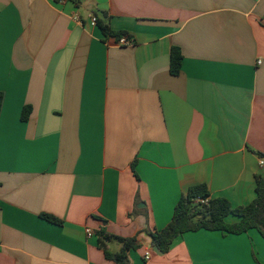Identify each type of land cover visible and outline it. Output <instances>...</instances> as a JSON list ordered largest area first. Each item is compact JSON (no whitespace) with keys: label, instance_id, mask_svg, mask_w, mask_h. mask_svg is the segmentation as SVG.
Segmentation results:
<instances>
[{"label":"crops","instance_id":"obj_1","mask_svg":"<svg viewBox=\"0 0 264 264\" xmlns=\"http://www.w3.org/2000/svg\"><path fill=\"white\" fill-rule=\"evenodd\" d=\"M0 95V264H115L100 231L135 238L130 264H264L253 229L182 233L160 255L148 235L189 187L255 197L264 0H0Z\"/></svg>","mask_w":264,"mask_h":264},{"label":"trees","instance_id":"obj_2","mask_svg":"<svg viewBox=\"0 0 264 264\" xmlns=\"http://www.w3.org/2000/svg\"><path fill=\"white\" fill-rule=\"evenodd\" d=\"M77 3V0H72ZM106 15L101 14L96 19L95 26L101 31L103 37H113L118 39L122 33L112 32L107 24ZM182 56L176 47H172L169 53V73L177 75L180 69ZM1 106V95H0ZM30 108L24 107L21 119L25 121ZM258 157L264 159V153H257ZM255 197L246 206L231 207L224 198H209V193L205 184L189 187L182 194L174 206L170 221L160 230L148 232L152 246L157 247L161 253H166L170 244L178 235L186 232H195L200 229L209 231H219L224 234H241L249 230H256L264 238V175L256 174ZM207 199L206 204H201L198 200ZM233 215L238 218L236 222L228 223L225 218ZM41 218L52 222L59 221L47 214H41ZM98 245L105 247V240H116L120 243V249L116 253H110L104 249L106 258L114 261L115 264H130L128 252L135 249L137 242L135 238H121L110 236L103 231L99 232Z\"/></svg>","mask_w":264,"mask_h":264},{"label":"built area","instance_id":"obj_3","mask_svg":"<svg viewBox=\"0 0 264 264\" xmlns=\"http://www.w3.org/2000/svg\"><path fill=\"white\" fill-rule=\"evenodd\" d=\"M95 23H96V18H95V16H91L90 17V24L91 25H95ZM117 44H119V45H127V44H129V41L125 38V37H121V38H119L118 40H117ZM259 164L260 165H262V164H264V161H262V160H260L259 161ZM201 204H206L207 203V199H201V200H198ZM86 234L88 235V236H90L91 235V232L88 230V229H86ZM149 258V252H145V254H144V259L145 260H147Z\"/></svg>","mask_w":264,"mask_h":264},{"label":"water","instance_id":"obj_4","mask_svg":"<svg viewBox=\"0 0 264 264\" xmlns=\"http://www.w3.org/2000/svg\"><path fill=\"white\" fill-rule=\"evenodd\" d=\"M152 251L155 253V254H157V255H160L161 254V252L157 249V247H155V246H152Z\"/></svg>","mask_w":264,"mask_h":264}]
</instances>
